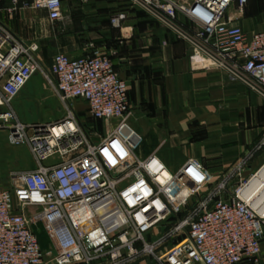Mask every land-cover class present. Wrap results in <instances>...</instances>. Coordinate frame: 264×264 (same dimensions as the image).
<instances>
[{
	"label": "built area",
	"instance_id": "obj_1",
	"mask_svg": "<svg viewBox=\"0 0 264 264\" xmlns=\"http://www.w3.org/2000/svg\"><path fill=\"white\" fill-rule=\"evenodd\" d=\"M3 1L12 3L10 15L28 8L46 11L53 24L65 18L62 0ZM249 1L196 0L186 6L131 0L190 45L196 68L219 70L264 96V32L248 37L229 16L232 7L243 14ZM180 14L190 28L180 25ZM127 20L120 12L110 25L120 30ZM39 51L0 19V130L8 131L11 145H28L38 163L35 170L11 174L8 185L0 182V264L258 262L264 203L257 207L260 193L252 192L264 167L243 181V161L214 184L199 159L172 171L156 153L139 156L143 137L130 122L128 84L110 57L58 53L47 68ZM37 74L57 93L65 117L26 125L13 103ZM76 100L89 105L102 129L88 126L73 107ZM40 224L54 247L49 252L41 246Z\"/></svg>",
	"mask_w": 264,
	"mask_h": 264
},
{
	"label": "crops",
	"instance_id": "obj_2",
	"mask_svg": "<svg viewBox=\"0 0 264 264\" xmlns=\"http://www.w3.org/2000/svg\"><path fill=\"white\" fill-rule=\"evenodd\" d=\"M62 1V23L53 24L44 10L21 8L10 15L13 5L9 1L1 3L0 19L25 43L39 45V57L47 68L58 53L73 59L96 51L108 55L116 73L128 84L130 122L143 137L139 156L156 153L173 171L189 159H199L209 169L214 184L243 161V181L264 167L263 95L219 70L196 68L190 45L131 0ZM174 1L191 6L196 0ZM120 12H126L128 20L119 30L111 27L110 18ZM229 16L248 37L264 32V0H250L243 14L232 7ZM178 22L185 28L192 26L182 14ZM49 98L58 105L53 120L48 121L51 123L60 120L63 105L53 87L34 76L15 103L18 119L28 125L38 123L27 117L28 113H21L23 119L16 108L33 102L45 112ZM73 107L87 123L94 122L86 102L76 100ZM37 167L35 159V167L26 171ZM238 180H233V186ZM136 264L157 263L144 259ZM241 264H264V240L258 262Z\"/></svg>",
	"mask_w": 264,
	"mask_h": 264
},
{
	"label": "rangeland",
	"instance_id": "obj_3",
	"mask_svg": "<svg viewBox=\"0 0 264 264\" xmlns=\"http://www.w3.org/2000/svg\"><path fill=\"white\" fill-rule=\"evenodd\" d=\"M36 76L42 78L43 82L49 86V83L47 82V80H44L45 78L41 74H37ZM16 101L13 103V108L16 105ZM45 105L49 108V110L45 112L42 109L39 110V108L36 106V103L33 102H24L20 104L21 108L17 106L16 110L18 109V113L23 119H25V116L22 114L28 113L26 115L27 117L31 116L33 118L32 120L38 121V123L36 124L48 123V121L53 120L52 118L54 116V112H57L55 110L58 109V105L52 98H49L47 102H45ZM21 109H23L25 113L22 112ZM58 115H60V120L65 117L64 106L61 107V111ZM29 125H31V123ZM88 126L97 129L103 128L102 124H97L96 122L88 123ZM8 137V131L0 130V182L5 185H8V181L11 177V174L17 171H26L29 167H35V157L33 156L30 147H28V145L18 147L13 146L10 144V140ZM55 159L58 158L56 157ZM47 164L48 163H44V165ZM37 229H39L38 235L43 250H45L46 252L51 251L54 247L51 244V240L46 230V227H44L43 224H40Z\"/></svg>",
	"mask_w": 264,
	"mask_h": 264
},
{
	"label": "bare ground",
	"instance_id": "obj_4",
	"mask_svg": "<svg viewBox=\"0 0 264 264\" xmlns=\"http://www.w3.org/2000/svg\"><path fill=\"white\" fill-rule=\"evenodd\" d=\"M255 181H257L256 183H254V190L252 193L256 194V192L259 191L260 195H259V199L256 200V206L260 207V205L262 203H264V170L263 172H260L259 176L257 179H255ZM257 195L254 197L255 199L257 198Z\"/></svg>",
	"mask_w": 264,
	"mask_h": 264
}]
</instances>
